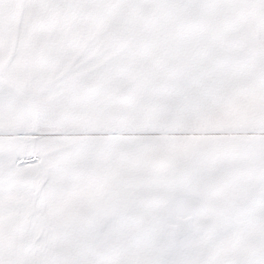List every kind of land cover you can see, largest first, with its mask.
Here are the masks:
<instances>
[{
	"label": "snow or ice",
	"instance_id": "obj_1",
	"mask_svg": "<svg viewBox=\"0 0 264 264\" xmlns=\"http://www.w3.org/2000/svg\"><path fill=\"white\" fill-rule=\"evenodd\" d=\"M0 264H264V0H0Z\"/></svg>",
	"mask_w": 264,
	"mask_h": 264
}]
</instances>
